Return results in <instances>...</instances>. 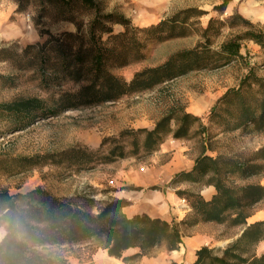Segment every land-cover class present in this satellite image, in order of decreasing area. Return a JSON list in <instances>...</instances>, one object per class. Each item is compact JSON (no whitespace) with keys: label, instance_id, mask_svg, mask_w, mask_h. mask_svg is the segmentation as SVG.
I'll return each mask as SVG.
<instances>
[{"label":"rangeland","instance_id":"374dc122","mask_svg":"<svg viewBox=\"0 0 264 264\" xmlns=\"http://www.w3.org/2000/svg\"><path fill=\"white\" fill-rule=\"evenodd\" d=\"M93 1L95 7L72 2L68 10L58 0H0V49L12 52L10 57L0 60V189L16 194L41 187L53 196H84L88 201L83 204L93 213L106 202L117 199L119 191L148 192L152 187L139 186L132 176L141 169L164 163L170 153L158 150L148 156L129 155L88 168L62 165L55 161V156L72 147L95 151L107 137L118 136L127 129H151L165 115L182 110L200 120L193 124L188 139L169 137L167 140H177L187 146L194 160L204 152L213 157H249L264 145V134L249 133L244 128L229 130L225 124L226 107L220 106L211 115L219 99L239 88L250 72L264 80V50L258 44L242 39L238 55L230 56L223 51L226 44L247 31L243 22L231 19L235 12L264 30V0ZM97 12L111 14L114 19L125 17L132 23L128 38L120 40L130 47L127 64L120 66L122 58L115 60L114 57L108 62L109 69L127 81L145 69L165 66L178 52L196 49L197 60L172 63L170 78L117 101L57 113L39 112L37 116H26L23 107L15 111L3 106L38 97L50 100L46 105L51 107L53 97L63 91L77 90L81 83L56 77L54 53L39 54L31 50L24 53V49L29 44H43L48 36H41L42 31L54 35L75 32V24L63 20V15L87 24ZM175 17L180 23L174 32L150 30L152 25ZM110 25L114 33L124 31L119 24ZM36 156L46 158L34 168H28L29 164L22 161ZM178 174L170 183L178 188L177 192L201 194L206 187V179L174 183ZM259 180L254 178L243 183ZM183 196L182 200L190 206L187 195ZM260 210H264V202L254 207V214ZM214 225L212 232L217 244L212 248L220 250L234 243L245 230V226ZM99 248H104L103 242L92 240L83 246L47 245L37 249L53 260L66 259V264H76L69 263L66 257L87 258L88 252ZM161 249H167L166 244L153 248L150 255ZM251 250L263 253L264 240Z\"/></svg>","mask_w":264,"mask_h":264},{"label":"trees","instance_id":"16d2710c","mask_svg":"<svg viewBox=\"0 0 264 264\" xmlns=\"http://www.w3.org/2000/svg\"><path fill=\"white\" fill-rule=\"evenodd\" d=\"M72 2L95 7L93 0H58L59 5L68 10ZM63 18L75 24V32L64 31L54 35L50 31H42L41 36L46 34L48 39L43 44H29L24 53L30 50L39 54L54 53L56 77L81 83L79 88L53 97L51 107L46 105L50 100L38 97L16 100L3 106L15 111L23 107L26 116H37L39 112L57 113L64 109L117 101L126 95L151 89L170 78L172 63L197 60L194 55L196 49L178 52L165 66L145 69L127 81L114 74L108 62L114 57L115 60L122 58L120 66L127 64L130 47L121 41L128 38L133 29L129 19H114L111 14L101 15L99 12L87 24L73 16L63 15ZM231 19L243 22L247 31L226 44L223 47L225 53L238 55L242 39L252 40L264 50V30L257 28L239 12H235ZM179 23L178 17H175L152 25L150 30L174 32ZM110 24H119L124 31L114 33ZM11 55L10 49H0V60ZM218 103L211 115L217 113L220 106L226 107L228 120L225 124L229 130L244 128L249 133L264 134L262 78L250 72L239 88L231 90ZM199 120V117L184 110L172 112L151 129L124 130L118 136L105 138L95 151L72 147L56 155L55 161L62 165L67 163L88 168L98 162L111 163L129 155L148 156L158 151L169 137L188 139L193 124ZM43 158L46 157L22 158V161L29 164L28 168H34ZM254 178L260 180L243 183ZM203 179H206V186L215 187V194L207 200L199 193L179 191L180 197L187 195L191 207V214L180 222L151 217L146 213L129 217L123 210L126 201L119 199L106 202L97 213H93L83 204L88 201L84 196H53L41 187L16 194L0 189V222H7L9 226V236L0 245V264H66V259L53 260L37 248L47 245L80 246L92 240L102 241L109 256L131 264L149 256L153 248L163 243L169 251L177 249L182 242L181 226L191 227L200 222L245 226V230L223 250L202 247L197 251L195 264H264V252L257 254L251 250L264 240V220L248 223L254 214V207L264 202V145L249 157H213L204 152L196 158L194 168L179 173L174 183ZM17 233H22L24 239L17 240ZM135 248L139 250L126 254Z\"/></svg>","mask_w":264,"mask_h":264},{"label":"crops","instance_id":"0c3cea01","mask_svg":"<svg viewBox=\"0 0 264 264\" xmlns=\"http://www.w3.org/2000/svg\"><path fill=\"white\" fill-rule=\"evenodd\" d=\"M159 153H170L169 158L162 164L153 165L141 169L132 178H136L141 187H152L148 192L142 193L119 191L117 199L126 201L124 212L129 216L146 213L151 217H160L167 221L180 222L191 211L179 196L177 189L170 186L173 178L183 171H191L195 160L190 156L187 146H182L177 140L164 142ZM216 190L214 186H206L201 194L207 200L211 199ZM256 220H264V210L257 211L249 219L248 223ZM215 223L200 222L188 228L181 226L182 242L175 250L161 249L156 254L144 256L131 264H195L197 251L204 246L210 248L217 244V238L212 229ZM83 246V245H80ZM84 250V249H83ZM139 249H131L126 254H132ZM87 258L75 256L66 257L68 262L76 264H125L122 259L109 256L105 248H99L87 253Z\"/></svg>","mask_w":264,"mask_h":264},{"label":"clouds","instance_id":"9594fccd","mask_svg":"<svg viewBox=\"0 0 264 264\" xmlns=\"http://www.w3.org/2000/svg\"><path fill=\"white\" fill-rule=\"evenodd\" d=\"M9 236V226L7 222H0V245H3L6 238ZM17 240H23L24 236L22 233L16 234Z\"/></svg>","mask_w":264,"mask_h":264}]
</instances>
